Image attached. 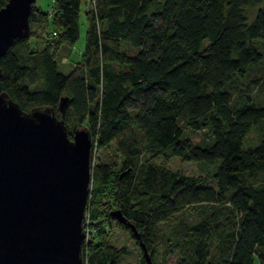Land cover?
Here are the masks:
<instances>
[{"label":"trees","instance_id":"obj_1","mask_svg":"<svg viewBox=\"0 0 264 264\" xmlns=\"http://www.w3.org/2000/svg\"><path fill=\"white\" fill-rule=\"evenodd\" d=\"M81 16L82 55L64 74L57 57L78 39ZM28 20L0 59V90L25 111L66 96L68 136L86 126L91 154L112 146L120 158L92 157L84 219L88 209L95 231L83 264H121L126 249L104 225L131 232L113 208L151 264H264V0H53L49 11L34 3ZM175 157L218 162L211 184L169 169Z\"/></svg>","mask_w":264,"mask_h":264},{"label":"water","instance_id":"obj_2","mask_svg":"<svg viewBox=\"0 0 264 264\" xmlns=\"http://www.w3.org/2000/svg\"><path fill=\"white\" fill-rule=\"evenodd\" d=\"M34 2L7 0L0 7V59L16 38L28 34ZM66 107L62 96L56 108L25 111L0 90V264H83L92 141L86 126L68 136ZM111 214L151 264L134 225L119 209Z\"/></svg>","mask_w":264,"mask_h":264},{"label":"rangeland","instance_id":"obj_3","mask_svg":"<svg viewBox=\"0 0 264 264\" xmlns=\"http://www.w3.org/2000/svg\"><path fill=\"white\" fill-rule=\"evenodd\" d=\"M35 5L38 6L43 11H49L53 5V0H35ZM255 11V8L248 9L247 13L249 16H252ZM85 31H86V24L83 17H80V24H79V36L76 42L71 45H65L62 50L60 51L57 61H58V70L64 74L68 73L72 65L75 61L79 60L80 56L82 55L83 47H84V40H85ZM257 74H259L257 72ZM253 75V73L251 74ZM256 74H254L255 76ZM264 128V123L262 124ZM263 131V130H262ZM203 132H195L192 133L191 136L194 141H201L202 139L207 140V136H204ZM259 137V127L255 130H252L250 134H248L247 138L244 140V148L250 147L254 144ZM92 157L96 161L106 160L110 163H118L120 158L115 153L114 148L110 146L109 149L100 148L94 150L91 154ZM160 162V159L157 160ZM219 165L216 162L214 165L208 164L204 161L195 162V161H182L179 158L175 157L169 160L167 167L171 170H175L181 172L186 175H193V176H204L205 177V184H211V180L209 178V173L213 170H216L217 166ZM91 189V186H90ZM90 193V192H89ZM89 197V196H88ZM88 200V199H87ZM115 210V208L111 209ZM185 220H194V215L182 213L180 215ZM93 219L87 209L85 213V221H84V231H85V238L84 241L87 243L90 237L93 235L95 228L93 227ZM105 229L107 230V237L109 243L120 247L124 246L126 249V254L120 260L121 264H136L141 257V250L138 245H136L135 240L131 237V234L119 228L115 225L114 221H110L105 223ZM165 229V228H164ZM163 229V232H164ZM162 232V233H163ZM162 242L160 241L156 247V254L152 258L154 261L160 262L162 260ZM174 256H170L167 260L169 264H174ZM255 264H259L258 260H255Z\"/></svg>","mask_w":264,"mask_h":264},{"label":"built area","instance_id":"obj_4","mask_svg":"<svg viewBox=\"0 0 264 264\" xmlns=\"http://www.w3.org/2000/svg\"><path fill=\"white\" fill-rule=\"evenodd\" d=\"M84 221H85V219H84Z\"/></svg>","mask_w":264,"mask_h":264}]
</instances>
